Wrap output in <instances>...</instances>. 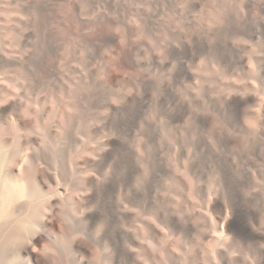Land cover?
I'll return each instance as SVG.
<instances>
[{
  "label": "bare ground",
  "instance_id": "1",
  "mask_svg": "<svg viewBox=\"0 0 264 264\" xmlns=\"http://www.w3.org/2000/svg\"><path fill=\"white\" fill-rule=\"evenodd\" d=\"M133 1L0 0V264H264V59L247 48L264 0ZM195 36L202 133L175 148L141 69Z\"/></svg>",
  "mask_w": 264,
  "mask_h": 264
},
{
  "label": "rangeland",
  "instance_id": "2",
  "mask_svg": "<svg viewBox=\"0 0 264 264\" xmlns=\"http://www.w3.org/2000/svg\"><path fill=\"white\" fill-rule=\"evenodd\" d=\"M132 4L139 13L146 11L155 14L160 10L169 13L167 11L169 7L167 6L166 0L133 1ZM94 7L105 13L109 8L108 0H94ZM199 9L200 7L198 5L194 7L195 11H198ZM139 24L137 25L141 28L143 26L142 22L139 21ZM143 37L146 40L149 51L157 48L156 40L151 35H144ZM195 37L190 41L191 44H186L189 47L184 44H179V41L174 38L168 39L169 45L166 52H163L162 58H160V60L157 59L156 61H147L148 59L144 60L141 69L144 77V101L148 102L151 99L154 100L157 103V114L162 118L165 117L168 107L174 115L175 121L173 119L172 123L174 138L172 139V143L175 148L181 146L183 148L186 144L188 149L189 145L186 142V137L190 135L199 137L202 133L200 121L195 117H200L202 112H204L202 109L203 99L198 91L193 90L192 87L195 85L200 87L203 83H206V77L204 76L206 69L204 68L209 63V56H207L206 52L200 51V48L202 47L201 38H199V36ZM180 41L183 42L184 40ZM247 48L248 50L253 49L255 58L264 59V46L263 49L258 48L255 42H253L247 43ZM158 61L160 62L158 63ZM186 67L190 69V71H188ZM229 72L238 74L239 76L227 75L224 79L227 81H235L237 83H245V79L249 81L248 83H254L256 77V73L253 72L252 66L245 69L246 78L241 76V70H239L238 66H231ZM148 77H150V81H148ZM167 91L169 95H167ZM262 97L263 94L260 95L261 99ZM183 105L185 108L184 110H181ZM177 145L179 147H177Z\"/></svg>",
  "mask_w": 264,
  "mask_h": 264
}]
</instances>
